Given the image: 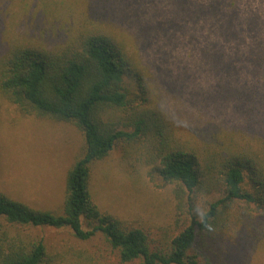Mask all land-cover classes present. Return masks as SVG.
Listing matches in <instances>:
<instances>
[{"label":"rangeland","instance_id":"374dc122","mask_svg":"<svg viewBox=\"0 0 264 264\" xmlns=\"http://www.w3.org/2000/svg\"><path fill=\"white\" fill-rule=\"evenodd\" d=\"M233 1V9L226 0L218 13L202 17L192 6L214 0H0V54L5 38L53 45L81 23L101 29L144 70L151 108L178 138L192 146L235 142L264 160V0ZM234 8L238 19L229 26ZM82 150L73 124L25 115L0 99V191L7 196L59 212L65 174ZM124 156L117 146L93 165L92 199L126 228L142 230L151 248L166 251L188 222L187 207L178 211L171 188L159 187L145 167L130 172ZM205 199L196 203L199 212ZM247 207L238 229L212 238L218 264H264V208ZM17 231L42 239L63 258L57 264H120L100 235L81 241L67 229L0 219V233Z\"/></svg>","mask_w":264,"mask_h":264},{"label":"trees","instance_id":"16d2710c","mask_svg":"<svg viewBox=\"0 0 264 264\" xmlns=\"http://www.w3.org/2000/svg\"><path fill=\"white\" fill-rule=\"evenodd\" d=\"M221 4L226 0L197 3L190 11L205 17L218 13ZM237 13L234 8L228 15L229 26ZM66 36L53 45L4 39L0 99L25 115L73 124L83 150L65 174L59 212L36 209L0 191V219L14 227L67 229L81 241L100 235L120 264H218L212 238L238 229L247 206L264 208V160L235 142L192 146L182 141L151 108L146 74L118 41L82 23ZM117 146L131 161L130 172L147 168L159 187L171 188L178 211L187 207L188 222L169 238L166 251L151 248L142 230L126 228L92 199V167ZM202 198L205 208L199 212L196 203ZM61 259L40 238L0 233V264H57Z\"/></svg>","mask_w":264,"mask_h":264}]
</instances>
